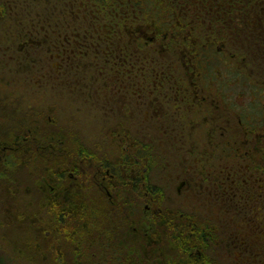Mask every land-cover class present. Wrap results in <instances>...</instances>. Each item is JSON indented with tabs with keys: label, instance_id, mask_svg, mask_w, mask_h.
Returning <instances> with one entry per match:
<instances>
[{
	"label": "flooded vegetation",
	"instance_id": "1",
	"mask_svg": "<svg viewBox=\"0 0 264 264\" xmlns=\"http://www.w3.org/2000/svg\"><path fill=\"white\" fill-rule=\"evenodd\" d=\"M0 162L54 264H264V0H0Z\"/></svg>",
	"mask_w": 264,
	"mask_h": 264
},
{
	"label": "rangeland",
	"instance_id": "2",
	"mask_svg": "<svg viewBox=\"0 0 264 264\" xmlns=\"http://www.w3.org/2000/svg\"><path fill=\"white\" fill-rule=\"evenodd\" d=\"M35 171L38 169L33 163L20 162L5 172V168L1 166L0 162V256L5 257L11 264H45L51 258L50 256L41 257L40 260L38 255L31 254L29 250H22L19 235L15 232L17 225L13 222L7 206L4 205L9 190L11 189L14 193L16 189L15 196L18 198L16 202H21L27 208H32L29 210L34 214L37 212L36 205L41 203V189L36 176H34ZM83 263L88 264L86 258L83 259Z\"/></svg>",
	"mask_w": 264,
	"mask_h": 264
},
{
	"label": "trees",
	"instance_id": "3",
	"mask_svg": "<svg viewBox=\"0 0 264 264\" xmlns=\"http://www.w3.org/2000/svg\"><path fill=\"white\" fill-rule=\"evenodd\" d=\"M16 190V189H15ZM11 191L6 196L4 205L7 206L13 222L16 223L15 232L19 235V242L22 250H29L31 254L38 255L41 260V214L39 209L34 214L32 208H27L23 204H16L17 197ZM14 210V211H13ZM12 211V212H10ZM13 213V214H12ZM51 257V256H50ZM0 264H11L5 257L0 256ZM45 264H54V258L51 257Z\"/></svg>",
	"mask_w": 264,
	"mask_h": 264
}]
</instances>
